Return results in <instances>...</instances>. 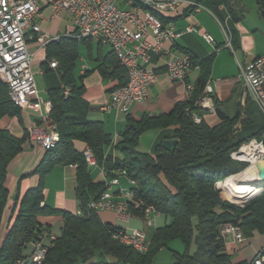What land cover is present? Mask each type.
I'll return each instance as SVG.
<instances>
[{
	"label": "trees",
	"instance_id": "1",
	"mask_svg": "<svg viewBox=\"0 0 264 264\" xmlns=\"http://www.w3.org/2000/svg\"><path fill=\"white\" fill-rule=\"evenodd\" d=\"M196 1L201 4L211 2L214 9L224 6L236 21L241 17L232 0ZM257 3L263 10L264 0H257ZM147 8L165 25L195 10L194 5H189L180 14H163ZM80 40L89 44V55L97 62L83 74H79L77 66L81 56ZM92 40L90 37L60 36L46 47L45 71H53L49 59L56 58L59 62L56 71L61 83L48 90L52 104L46 118L59 133V140L45 150L31 172L38 175V184L28 188L14 204L13 214L17 213L6 226L0 247V264H13L17 257L27 253V243L36 230L48 227L39 222L42 214H60L63 225L39 264H156L155 258L163 248L172 251L175 264H250L248 261L233 262L220 226L225 223L238 225L247 238L256 232L264 234V186L256 196L241 205L228 200L223 192L225 198L218 185L249 165L247 161L232 158L231 153L253 138L264 140V127L248 137L239 138L235 124L240 112L229 116L222 113L219 106L217 110L223 119L220 124L211 126L205 119L201 123L193 120L192 112L202 114L205 111L197 102L204 95L213 54L198 58L186 49L194 64L199 66L188 100L177 103L168 113L144 115L140 119L127 114L126 124L114 143V148L122 156L105 166L109 176L118 169H126L139 184L133 194L143 198L155 211L170 217L164 225L151 230L148 250L141 253L121 243L117 233L120 225L103 221L99 211L89 207L90 201L101 195L105 184L94 179L84 156L86 147L79 148L76 140L90 146L98 164L103 165L109 156L108 148L113 147V136L104 120L88 118L91 103L85 97L84 79L95 70L104 79H117L110 92L127 82L126 68L120 64L112 48L105 50L104 43L98 41L97 52L92 57ZM65 86L70 87L67 96ZM215 104L218 105L217 101ZM21 115L22 108L11 100L7 84L0 78V120L4 117L21 119ZM155 128L171 131L164 134L152 152L139 150L142 135ZM164 139H177L178 142L167 147L163 144ZM29 140L27 130L18 136L0 125V228L9 200L8 167ZM58 164H77L75 192L81 215L64 208H52L46 203L45 178ZM134 211L136 214L142 212ZM175 239L183 242V251L171 247L170 242Z\"/></svg>",
	"mask_w": 264,
	"mask_h": 264
},
{
	"label": "built area",
	"instance_id": "2",
	"mask_svg": "<svg viewBox=\"0 0 264 264\" xmlns=\"http://www.w3.org/2000/svg\"><path fill=\"white\" fill-rule=\"evenodd\" d=\"M146 4L157 5L166 14H180L182 9L189 5H194L195 11L203 7L196 0H0L2 71L6 75L10 92H14L15 100H18V106L39 112L41 120H46L51 109V100L43 99L39 95L36 73L33 69L35 52L29 47L30 42L34 41L39 48H45L50 43V37L59 36L43 28L41 24L45 20L42 11L45 5L52 8V20L62 14L72 19L78 31L76 38L83 37V30H91V36H105L114 40L113 50L120 64L126 68L127 82L110 92L108 99L101 105L104 112H107L111 104H118L117 113L127 115L134 104L148 100L150 87L158 79L156 70L149 66L153 55L164 60L172 80L185 81L189 72L199 69V66L194 64L190 53H178L169 46V39L191 32L200 34L208 43H214V36L197 24L187 25L179 33L176 32L175 22L168 25L157 24L150 16V11H146ZM227 40L231 45V40L228 38ZM48 64L57 70L56 58L49 59ZM88 68V63H84L81 73ZM241 71L249 94L264 107V55H257L241 66ZM186 87L191 90L194 83H186ZM69 92L70 87L65 86L64 94L67 96ZM213 92L212 85L205 88L204 95L197 105L203 109L215 110ZM42 106L47 110V115L41 112ZM192 116L196 123H201L204 119V115L197 112H192ZM31 128L33 129L31 140L45 149L53 146L54 128L50 130L37 126ZM254 143L258 147H264V140L253 138L231 153L234 159L249 162L245 170L252 169L254 161L264 160V153L258 154L255 160L245 155L247 153L245 148L252 147ZM84 156L89 166L99 165L90 146L84 149ZM71 166L77 167V164ZM102 172L105 175L103 181L105 189L100 196L90 201L93 210L114 212L117 219L122 222L117 231L119 239L138 242L142 249L143 243L149 242L148 238H145V231L154 226L155 219L161 214L154 212L143 198L130 193V185L139 184L132 182V177L128 175L126 169H118L110 176L105 167H102ZM121 176L127 178L129 187L122 184ZM218 187L223 190L219 185ZM118 195H125V203H118ZM134 210L142 212L136 214ZM81 212L79 208L76 213L81 215ZM133 217H140L146 227L131 226ZM220 231L226 244H243L247 240V236L238 225L225 223L220 226ZM57 236L50 226L36 230V234L27 243V253L17 257L13 264H39L46 247H50ZM250 264H264V248L255 255Z\"/></svg>",
	"mask_w": 264,
	"mask_h": 264
},
{
	"label": "crops",
	"instance_id": "3",
	"mask_svg": "<svg viewBox=\"0 0 264 264\" xmlns=\"http://www.w3.org/2000/svg\"><path fill=\"white\" fill-rule=\"evenodd\" d=\"M232 1L236 3L238 12L241 15L238 21L232 18L229 11L224 6L214 9L211 2H208L205 5L202 3L203 7L200 10H194L192 13L180 18H187V24L181 26L178 24V20L175 22L176 28L182 29L190 24L199 25L203 30L213 33L212 35L215 38L214 43H208L200 34L190 32L175 36L173 39L169 40L168 45L173 47L178 53H184L186 49H188L189 51H192L193 54H195L198 58H203L213 54L211 72L207 83L210 84V86L212 85L214 90L212 97L214 102L217 101L218 105L215 104V110L202 108L205 110L202 115H204L203 117L209 125L216 126L223 120L217 110V106H219V109L222 113L229 116H234L240 112L239 119L235 124V130L237 136L239 138H243L254 134L264 127V107H262L249 94L244 79L241 75V66L250 62L257 55H264V47L261 48V44L259 42L258 34L261 29L256 28V26L250 24V22L247 21V5L243 0ZM253 8L257 11L256 13L260 15V19L262 20L263 17L261 16V10L257 1ZM42 11L45 16V20H43L41 23L43 28L59 36L73 37L72 33L76 31V27L74 24L73 26L69 27L65 24L67 15L62 14L56 17V19L52 20V8L50 5L43 6ZM203 12L208 16V18L212 20V22L211 20L205 18ZM259 24H261V22H259ZM68 28L69 30L67 31ZM227 38L231 40V45L228 44ZM29 47L32 52H35V60L33 63L34 71L44 75L47 80L48 88L52 87V81L50 82L49 79L50 75L56 70L53 69V71L49 72L45 71L43 62L47 58L46 47L39 48L34 41L30 42ZM110 48L107 50H110ZM84 60V57H81V62L83 63H81V66H79V74H82V65L87 63L84 62ZM219 60L222 62L219 63ZM94 65H97V62L89 65V68H93ZM149 66L156 70L158 79L150 87V96L148 100L144 103H136L132 106L129 115L135 119H140L144 115H159L162 113H168L177 103L186 102L189 98V91L186 87V83H194L199 73V69H194L189 72L185 81L172 80L169 77L164 60L158 58L156 55L152 56V61ZM89 75L88 78L91 77L92 81H89L87 85L85 97L90 103L96 104L98 109L102 110V102H104L110 96V89L117 83V79H104L98 70L93 71ZM84 83H87L85 79ZM37 86L39 88L38 83ZM40 89L41 88H39V95L43 99H47L48 95L43 97L41 95ZM88 90H93L92 94L89 95ZM107 95L108 97H106ZM41 112L47 115V110L44 106L41 107ZM126 118V114L125 116H119V119L124 120L123 126L126 124ZM9 119L10 121H8V117L2 118L0 120V125L10 129L18 136H22L25 130L29 131V129L33 126L45 128L46 130L53 128V125L50 121L41 120L39 112L31 108L22 109L21 119L17 117H9ZM169 131H171V129L158 128L146 131L145 133H148L152 138L149 143L150 145L148 151L152 152L156 144L163 139L164 134ZM76 144L79 146V148L86 147L85 144L80 140H76ZM45 150V148L30 139L27 142L26 148L10 163L6 177V186L9 189V196L11 197L10 194L12 189L7 185V179L10 175H14L16 185L20 189L14 204H16V202L19 200L23 192L25 193L28 188L38 184V175L32 174L31 172L42 159ZM116 157L117 156H114V158ZM261 163L264 164V161H261ZM66 166H69L72 169L73 180H75V167H72L71 165ZM100 170V173L96 177L93 176L96 181L105 180V175L102 172V168ZM257 170L258 167L255 169L251 179L252 186H264V180L258 178L259 170L258 174H256ZM224 188L226 190L227 187L224 185ZM22 190L23 192L21 193ZM43 203H45V201ZM14 206L11 208L12 211ZM58 206V208H64L72 212H77L79 209V200L74 198L66 200L63 198ZM99 215L105 222L118 225H121L122 223L117 219L115 213L112 211H99ZM43 217L47 218L44 219ZM38 219L42 225L50 226L55 232L56 225H60L61 227L63 225V218L60 214L39 215ZM138 221L143 222L140 217H133L130 222L131 226L133 222L136 224ZM262 248H264V234L257 232L253 236L248 237L246 242L243 244H227V250L230 253L234 263L250 260L251 263L253 260L252 258L255 257V255ZM251 254L252 256L249 257ZM175 262L176 259L174 258L172 251L168 248L161 249L155 258L156 264H175Z\"/></svg>",
	"mask_w": 264,
	"mask_h": 264
},
{
	"label": "rangeland",
	"instance_id": "4",
	"mask_svg": "<svg viewBox=\"0 0 264 264\" xmlns=\"http://www.w3.org/2000/svg\"><path fill=\"white\" fill-rule=\"evenodd\" d=\"M243 1L247 5V8H248L247 13H246L247 14V21H249L250 24H253L254 26H256V28L261 29L258 36H259V42L261 44V48H263L264 47V20L260 19V15L257 14L256 13L257 11L253 8L256 5L257 0H243ZM207 3L208 2H204L203 4L205 5ZM203 15L205 16V18L211 20L210 18H208V16L204 12H203ZM65 20H66L65 24L68 27L73 26V21L69 16H67ZM211 22H212V20H211ZM259 22H261V24H259ZM178 24L181 26L187 24V18H184V19L182 18V19L178 20ZM68 30H69V28L67 29V31ZM77 34H78V31H75L72 33V36L76 37ZM211 34H213V33L211 32ZM97 45H98V41L96 39H93L92 40V49H91L92 53H93L92 57H95V54L97 52ZM79 48H80L81 56H80L79 60L77 61L78 69H79V66H81V63H83V62H81V57H84V59H85L84 62H87L89 65L93 64L94 59L91 58V56L89 55V44L85 41L80 40ZM103 48L105 50L109 49L110 44L105 42L103 45ZM218 62L221 63L222 61L219 60ZM95 66L96 65H94V67ZM35 73H36L35 74L36 81L39 85V88H41L40 89L41 95L43 97H46L48 95V90H49L46 77L42 74H39V72L38 73L35 72ZM89 76H87V78H85V81L87 82V83H85L86 89H87V85H88L89 81H92L91 77L88 78ZM49 81L50 82L52 81L51 83L53 86H58L61 83V78H60L57 71H55L53 74L50 75ZM88 91H89V95H90V94H92L93 90H91V91L88 90ZM106 97H108V95ZM105 101L102 102V104L105 103ZM122 115L125 116V114H123V113L119 114L115 110L111 111V112H104L103 110L98 109V106H96V104L91 103V108H90V111L88 113V118L91 120H93V119L104 120L107 130L113 136V147L111 146L108 148L109 159H107L103 165H90L89 166V170L91 171V173L93 174L94 177H96L100 173V171H101L100 169L102 167H105L111 163L112 158H113V160L115 159L114 156L120 157V155H121L120 152L117 153V150L114 148V143L116 140V135L124 127L123 126L124 120L119 119V116H122ZM8 121H10L9 117H8ZM151 139H152L151 136L148 133H145L141 137L140 145L138 147L139 150L148 151L149 145H150L149 143H150ZM114 151H115V153H114ZM246 168H248V166ZM245 169L240 171V172H243L244 174H251V176H253V173L255 170L249 169L246 171ZM246 178L247 177H245L242 181H237V183L238 184L252 185V180H248ZM120 179H121L122 184L125 187H129V183H128V180L126 177L121 176ZM227 179H229V177H227L221 183L227 182ZM7 185L12 189L11 194H10L11 197L9 196V199L10 198L11 199H10V201L8 200V206L6 208V211L4 212V216H3V220H2V226L0 228V247H1V244H2L4 236H5L6 226L9 223L10 219L15 218V215L17 213V211H16L13 214V211L11 208L14 206V202L17 199L18 191L20 190L19 187L16 185L14 175L9 176V178L7 179ZM225 185H226V183H225ZM254 188H260V187H254ZM23 190L21 191V193L23 192ZM226 191H227V194L229 195V197L231 198L232 195L229 192L230 190L228 188H226ZM223 192L224 191L221 190L222 195H223ZM23 193H22V195H23ZM63 198L66 200L71 199V198L77 199L75 196V180H73L72 169L69 166H66L65 164H58L45 178V200H46V203L48 206H50L52 208H58L59 207L58 205H59L60 201H62ZM234 200H236V199H234ZM236 201L240 204H245L248 202V201L240 202L239 200H236ZM237 202H235V203H237ZM154 212H158V211L154 210ZM42 215H52V214H42ZM43 218L46 219L47 217H43ZM169 220H170V217L166 216L165 214H161L159 217H157L154 221V226H152L148 232V240H149V234L151 233V230L153 228H155L157 226H162L166 222H168ZM132 226H137V227H141V228L146 227L144 221L143 222L138 221V223H136V224L133 222ZM60 227H61L60 225H56V227H55L56 233H58V234L61 231ZM170 244L172 247H174L176 249H179L181 251L184 250V244L180 239H175V240L171 241ZM255 244H257V243H255ZM251 256H252V254L249 255V257H251ZM250 261H248V262H250Z\"/></svg>",
	"mask_w": 264,
	"mask_h": 264
},
{
	"label": "bare ground",
	"instance_id": "5",
	"mask_svg": "<svg viewBox=\"0 0 264 264\" xmlns=\"http://www.w3.org/2000/svg\"><path fill=\"white\" fill-rule=\"evenodd\" d=\"M147 7L159 10V11L163 12V14H164V10L159 9V7L157 5L146 4V11H150V16L153 17V20H155L157 22V24H162V21L159 18V16L157 14H155L154 12H152ZM83 37H91L93 39H96L97 41H102L103 43H105V42L109 43L110 47L112 49H114V40H110V39L106 38L105 36H91V30H83ZM59 38H60V36L50 37V42L53 41V40H57ZM169 40H171V39H169ZM57 63H58V66H59L58 60H57ZM0 78L7 84L8 92H9L11 100L18 105V100H15L14 92H10L9 85L7 83L6 75L2 71L1 54H0ZM209 87H210V84L207 83L205 88H209ZM191 90H188V91H191ZM114 110L116 112H118V104H111V106L109 108H107V112H111V111H114ZM28 132H29L30 138H32L33 137V129L30 128ZM58 140H59V133L54 129L53 130V146L56 144V142ZM245 149H246V152H247L245 155L247 157L253 159V160L256 159V156L258 154L264 153V147H258L256 143H254L252 145V147L251 146H247ZM262 161H264V160H262ZM258 162H261V161H254V167L252 169H250V170H255L257 168L256 164ZM245 177H247L248 180L252 179L251 174L239 173V174H235L233 176H230L229 179H227V182H224V183H226V185L224 183H219L220 187L223 189V191L225 192L226 196L231 201H233V202H237L236 200H239L240 202L249 201L251 198L256 196L262 190L261 188H254V186L249 185V184L246 185V184H238L237 183V181H242ZM132 182H137V181L132 178ZM224 185L227 186V188L230 190L229 192L232 195L231 198L227 194V191L225 190ZM136 187H137V185H130V193L131 194H133L134 189ZM234 199H236V200H234ZM118 203H125V195H118ZM89 207L91 209H93L91 202L89 203ZM156 213L160 214L159 212H156ZM148 232L149 231H145V238H148ZM118 238H119V233H118ZM119 241L121 243H123V244L132 246L135 250H137L138 252H141V253L146 252L148 250V246H149V242H146V243H143L142 249H140V245H139L138 242L128 241L126 239H119ZM48 249H49V247H46V250L44 251V255H43L42 259L39 261V263L43 260L45 254L48 252Z\"/></svg>",
	"mask_w": 264,
	"mask_h": 264
},
{
	"label": "water",
	"instance_id": "6",
	"mask_svg": "<svg viewBox=\"0 0 264 264\" xmlns=\"http://www.w3.org/2000/svg\"><path fill=\"white\" fill-rule=\"evenodd\" d=\"M261 16L264 19V9L261 10ZM181 30H182V28H177L176 29V32L179 33V32H181ZM177 142H178L177 139H164L163 140V144L165 146H167V147H171V146L175 145ZM256 166L258 167V170H259L258 178L261 179V180H264V164L261 163V162H258L256 164ZM258 187H260L263 190V186L262 185L261 186H258Z\"/></svg>",
	"mask_w": 264,
	"mask_h": 264
}]
</instances>
